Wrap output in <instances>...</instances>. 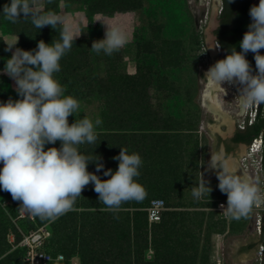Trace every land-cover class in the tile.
Here are the masks:
<instances>
[{
    "label": "trees",
    "instance_id": "16d2710c",
    "mask_svg": "<svg viewBox=\"0 0 264 264\" xmlns=\"http://www.w3.org/2000/svg\"><path fill=\"white\" fill-rule=\"evenodd\" d=\"M43 1V9L35 8L41 13L57 14L62 1L84 7L89 16L142 12L145 9V0ZM7 2L0 0V11ZM158 2L163 9L169 6ZM33 3L35 5V0ZM253 5L258 4L252 0H231L230 3L222 0L220 24L214 33L223 58L232 47L240 51L239 42L248 30L251 22L249 10ZM63 27L61 23L56 29L50 25L39 29L32 24L30 17L20 18L15 23L0 17V68L5 67L12 55L11 51H6L5 35L17 36L18 47L32 50L40 40L47 43L59 40ZM95 35L90 33L88 37L81 36L73 42L71 50L60 62L61 70L56 73V78L66 95L76 97L80 103H99L95 114L88 116L93 121L97 116L102 120V124L96 127L98 138L95 143L79 145L80 150L93 159L100 157L99 162L105 167L97 174L102 179L109 178L103 172L118 167L119 161L113 157L119 155L121 147L130 153L138 152L143 159L138 180L144 186V198L124 202L119 209L109 210L90 183L75 199L72 209L55 220L33 214L34 219L24 218L16 226L10 216L17 215L18 209L23 207L22 202L0 189V264L23 262L26 249L19 242L24 233L40 225H46L51 231L45 249L55 257L60 253L64 255L63 260L49 264H73L74 258L79 264H216L211 261L212 234L242 230L247 224L246 216L239 220L231 217L227 221L211 209L220 198H227L218 184L208 195L210 201L197 199L192 202V207L205 209H182L187 207L182 200L188 195L189 187L197 184L194 177L200 164V141L196 125L190 120L185 122L161 113L152 103L154 76L148 65L138 64L135 74L128 73L124 68L122 48L110 55L103 51L97 54L91 49L93 41L103 39L101 31H96ZM134 36L138 58L144 51L156 49L163 58L169 59L168 64L179 66L185 57L181 52L183 39L165 38L163 23H153L151 38L145 37L140 30L135 31ZM189 37L191 49L205 44L203 33L197 30L191 31ZM260 51L264 53V49ZM254 55L249 52L247 59L255 70ZM160 79L168 80L163 76ZM10 98L21 97L11 86L10 78L0 74V101L7 102ZM85 115L77 111L76 115L69 117V122ZM261 133L264 134V103L260 104L253 124L239 130L235 141L249 144ZM55 146L59 147L60 141ZM88 167L89 171H96V162H91ZM156 198L163 199L167 209L160 222L150 223L146 208ZM7 201L9 203L3 205ZM10 234L14 236L13 241L8 238ZM260 243L264 244V218ZM256 245L257 242H251L242 250H250Z\"/></svg>",
    "mask_w": 264,
    "mask_h": 264
},
{
    "label": "clouds",
    "instance_id": "9594fccd",
    "mask_svg": "<svg viewBox=\"0 0 264 264\" xmlns=\"http://www.w3.org/2000/svg\"><path fill=\"white\" fill-rule=\"evenodd\" d=\"M231 0H229V3ZM23 14V16H21ZM251 22L242 40L240 51L232 47L225 58L218 60L206 72L210 86L221 89L224 84L240 85L242 103H264V0L249 10ZM0 17L15 23L20 18H31L39 29L62 23L61 17L35 10L33 0H8ZM80 33L74 34L68 26L60 31V39L52 43L40 40L37 47L25 50L16 47L0 72L16 81L20 99L0 101V189L11 193L12 198L42 219L55 220L71 210L75 199L90 183L99 200L109 210H117L130 200H142L145 189L139 182L143 159L138 152L121 147L118 167L97 173L105 166L99 159L83 153L79 145L97 140L96 127L101 118L69 117L77 114L79 100L66 95L56 78L61 70V60L71 50ZM127 42V35L118 27H107L103 39L93 41L91 49L97 54H112ZM16 45V44H15ZM9 46L11 51L15 46ZM254 53L255 70L247 59ZM77 117V116H76ZM60 146L56 147V142ZM53 145L52 147H46ZM96 162V171H89V164ZM209 167L217 172L219 189L227 194L224 211L233 219L246 216L257 198L258 188L251 178L221 150L211 154ZM212 190L205 180L192 187V196L201 198ZM221 208L224 205L221 204Z\"/></svg>",
    "mask_w": 264,
    "mask_h": 264
},
{
    "label": "rangeland",
    "instance_id": "374dc122",
    "mask_svg": "<svg viewBox=\"0 0 264 264\" xmlns=\"http://www.w3.org/2000/svg\"><path fill=\"white\" fill-rule=\"evenodd\" d=\"M38 1L39 0H36V2ZM158 1L159 0H145V11L143 10L142 12H121L112 15L96 13L92 16H89L85 8L78 4L67 5L63 1L61 2V4L65 8L63 17L67 19V22L69 21V23H67L68 27L74 30L75 32L80 33L79 37H88L90 33L95 35L96 31H101L104 38L107 27L120 28L127 35V41L132 40V45L121 47L124 51L125 71L130 74H135L137 71L138 64L145 63L146 65H148L147 67L149 71H151L154 76V84L151 89V92L153 95V103L155 107L159 109L164 115H170L174 119H184L185 122H188L190 120L193 124L196 125L195 128L200 129L204 132V129L200 128L203 113V108L201 107L200 103L203 101V92L205 91L208 83L205 74L207 70L213 65L205 35L206 29L208 28L211 19L213 0L210 4L208 3L209 0H207L204 20L203 18H200L198 25L196 22L191 0H160L163 3L165 2L164 4H169V6L167 7L168 10L167 8H161V4ZM163 10L166 11V13ZM219 14L220 9L217 14V19H219ZM168 16H171L172 20L169 19ZM73 19L75 20L72 22ZM153 23H163L165 38L183 39L184 46L182 47L181 52H183L185 57L179 66H173L171 64H168L169 59L167 60L163 58L160 55V52H158L156 49H153V51L149 52L144 51L139 58L137 57V46L135 42L134 33L135 31L140 30L141 32L145 33V37L151 38L149 35L152 31ZM144 28H147V30L144 31ZM195 30L203 33L205 38V44L202 45L200 48L191 49V46L189 45V43H191L189 34L191 31ZM141 37L142 36H140V38ZM4 38L9 46L16 44L17 36L13 34H8L5 35ZM156 43L158 42L156 41ZM16 47L18 46L15 45L12 48L11 53L15 51ZM3 68L4 67L0 69ZM0 74L8 76L7 73L3 72H0ZM162 76L166 77L168 80L162 81L160 79V77ZM8 77L10 78L11 86L16 89V81L10 76ZM223 86L224 88H228L227 91H229V95L225 97L227 106L226 109L229 111H240V106L236 105L237 103H239V95L234 84H229L226 82ZM223 93V91H219V94L221 96L223 95ZM98 104L99 103L97 102L80 103V108L78 109V112L82 111L84 114H87L89 117H91L97 111ZM209 147V140L205 137L203 139L202 147V158L204 167L206 166L209 157ZM199 173L200 172L198 169L197 173H195L196 176L194 177L196 178L197 182L200 178ZM204 180L208 183V186L212 190L215 185H219L218 177L206 175L204 177ZM254 184L258 188V196L261 189L260 175H257ZM196 185L197 184H194L189 187L190 190L188 192V195H186V197L182 200L185 204H187V207L183 209H202L198 207H192V202L197 200V198H194L192 196V187ZM210 192L211 190H209V193ZM209 193L204 194L201 198H199V200L203 202L210 201V198L208 197ZM7 203L9 202L7 201L6 204ZM21 208L18 209L17 215L10 216L12 222L15 223L16 226L19 225L20 220L28 218L19 217ZM252 215L253 211L250 210V212L245 217L247 218L246 227H244L238 232H228V235L230 237L227 238L226 236L225 239H223V244H215L216 248H212L211 252L212 262L218 264L217 259L220 258V264H235L228 258V243L234 238L231 236L245 235V232H247L249 228ZM41 226L43 225H40L39 227ZM222 234H225V232H223ZM8 238L11 240L12 234H10ZM216 239L222 238H220V236H216ZM73 264H79V260L77 258H74Z\"/></svg>",
    "mask_w": 264,
    "mask_h": 264
},
{
    "label": "water",
    "instance_id": "95a60500",
    "mask_svg": "<svg viewBox=\"0 0 264 264\" xmlns=\"http://www.w3.org/2000/svg\"><path fill=\"white\" fill-rule=\"evenodd\" d=\"M254 3H259V0H252ZM197 25L199 24V19L203 18L206 13V2L207 0H191ZM221 6L220 0H213V9L211 14V19L208 28L206 29V41L208 49L212 58L213 65L220 59H223L222 51L218 52L215 43V28L218 24L219 19H217V14ZM222 50V49H221ZM238 95L239 103L236 105L240 106V111H226L224 110L217 99V94L220 90L224 91V94L228 96L223 88L216 89L207 84L204 93L203 102V113L201 127L209 134L212 140V154H217L221 150L226 157H231L236 165L247 174L244 170L241 159L247 155V149L252 145L254 139L251 143L246 142H236L235 136L239 130H244L238 127L239 121L244 117L246 106L242 103L240 96V85L234 84ZM260 104L258 105V111ZM257 111V114H258ZM251 114V108H248L245 129L249 125ZM260 137V134L257 138ZM211 159V157H210ZM209 159V162H210ZM220 169H212L209 167L205 170V175L216 176ZM254 183V172L251 169V174H247ZM264 211H254L251 222L248 228V232L241 237L234 238L229 241L227 246L228 258L235 264H263L264 262V244L260 243V236L262 234ZM251 242H257V245L250 250L243 251L242 248L249 245Z\"/></svg>",
    "mask_w": 264,
    "mask_h": 264
},
{
    "label": "built area",
    "instance_id": "2783aa9c",
    "mask_svg": "<svg viewBox=\"0 0 264 264\" xmlns=\"http://www.w3.org/2000/svg\"><path fill=\"white\" fill-rule=\"evenodd\" d=\"M212 0H209L210 4ZM222 10V4L220 12ZM218 51L221 52V46L216 42ZM259 103H248L246 105L245 115L241 121L238 123V127L245 129V120L248 112V108H251L249 125L253 124L256 119ZM247 155L241 159L243 168L251 174V169L254 172V181L257 175L261 176V189L256 200L254 201L251 210L254 211H264V134L261 133L259 138H255L252 145L247 149ZM2 167V164H0ZM6 204L3 203V205ZM221 204L224 208H221ZM227 207V199H220L217 205L211 209L218 212L219 216L227 221L230 220L231 216L224 211ZM167 209L166 202L161 198H156L151 200L150 205L146 208L148 212V219L150 223L160 222L163 216V212ZM20 218L30 217L34 219V215L29 212L26 208L22 207L20 210ZM51 237V231L46 226L43 225L36 229L24 233L19 245L26 249V254L23 262L19 264H49L54 260H63L64 255L58 254L56 257L45 249L46 241ZM12 241L14 236L12 235ZM221 259H217V263L220 264Z\"/></svg>",
    "mask_w": 264,
    "mask_h": 264
},
{
    "label": "crops",
    "instance_id": "0c3cea01",
    "mask_svg": "<svg viewBox=\"0 0 264 264\" xmlns=\"http://www.w3.org/2000/svg\"><path fill=\"white\" fill-rule=\"evenodd\" d=\"M43 0H39L38 2H36V0H35V8H40V9H43L44 8V4H43ZM64 12H65V8H64V6L62 5V4H60V10H59V12L56 14V15H58V16H60L61 17V20H62V24H64L65 26H68L67 25V23H69V21L67 22V19L65 18V17H63V15H64ZM129 12H135V11H129ZM123 13V12H122ZM128 13V12H127ZM136 13V12H135ZM73 17H74V14H73ZM76 19V18H75ZM75 19H73L72 20V22L75 20ZM130 23V22H129ZM128 23V24H129ZM71 31L74 33V34H76L77 32H75L74 30H72L71 29ZM79 37V36H78ZM77 37V38H78ZM128 45H132V40L131 41H127L126 42V44L124 45V46H128ZM24 49V48H23ZM25 50H27V49H25ZM203 102H204V100L200 103L201 104V107L203 108ZM153 103V102H152ZM153 105H154V103H153ZM155 106V105H154ZM226 101H225V106H223V109L224 110H226V111H229V110H227L226 108ZM201 122H202V120H201ZM200 128L201 129H203L202 127H201V125H200ZM197 134H198V138H199V141H200V149H201V152H200V167H199V175H200V178H199V181L200 180H204V177L206 176L205 175V170H206V168L208 167V165H209V159H210V157H211V154H212V150H211V146H212V140H211V137L209 136V134L204 130V132L203 131H201L200 129H197ZM208 138V140H209V144H210V147H209V157H208V160H207V164H206V166L204 167L203 166V158H202V156H203V139L204 138ZM245 170V169H244ZM246 171V170H245ZM247 172V171H246ZM247 174H249V173H247ZM215 177H217V175L215 176ZM220 199H227V198H220ZM219 199V200H220ZM185 208V207H184ZM183 209V208H182ZM202 209H205V208H202ZM208 209V208H207ZM205 219L207 220L208 219V217H206L205 216ZM247 232H248V230H247ZM247 232H245V234L247 233ZM223 233V232H222ZM222 233H213L212 234V236H211V243H212V248H216V246H215V244L217 245H221V244H223L224 243V241H223V239H225V237L227 236V238H229L230 236L228 235V230H226L225 231V234H222ZM216 236L218 237V236H220V238H222V239H216ZM244 236V235H243ZM231 237H234V238H237V237H241L240 235L239 236H231ZM233 238V239H234Z\"/></svg>",
    "mask_w": 264,
    "mask_h": 264
},
{
    "label": "bare ground",
    "instance_id": "6f19581e",
    "mask_svg": "<svg viewBox=\"0 0 264 264\" xmlns=\"http://www.w3.org/2000/svg\"><path fill=\"white\" fill-rule=\"evenodd\" d=\"M207 84H208V83H207ZM223 89L225 90L226 94L229 95V93H228L229 91H227L228 88H223ZM221 91H223V90H221ZM223 92H224V91H223ZM230 92H231V91H230ZM203 93H205V91H204ZM203 93H202V94H203ZM220 94H221V93H220ZM220 94H219V92H218V94H217V99H218V102H219L220 106L223 108V106H225V97H226V95L223 93V95L221 96ZM203 100H204V94H203ZM226 107H227V106H226ZM226 107H225V108H226Z\"/></svg>",
    "mask_w": 264,
    "mask_h": 264
},
{
    "label": "flooded vegetation",
    "instance_id": "af4514ba",
    "mask_svg": "<svg viewBox=\"0 0 264 264\" xmlns=\"http://www.w3.org/2000/svg\"><path fill=\"white\" fill-rule=\"evenodd\" d=\"M222 1V0H221ZM222 11V10H221ZM221 13V12H220ZM220 15V14H219ZM219 24H220V20L218 21V24H217V26H216V28H215V30L217 29V27L219 26ZM215 32V31H214ZM215 34V33H214ZM215 42H218L217 41V36L215 35ZM222 51V50H221Z\"/></svg>",
    "mask_w": 264,
    "mask_h": 264
}]
</instances>
